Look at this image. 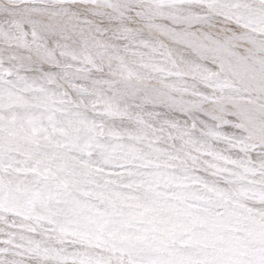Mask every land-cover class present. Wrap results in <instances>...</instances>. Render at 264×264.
<instances>
[{"label": "snow or ice", "instance_id": "6c2138e0", "mask_svg": "<svg viewBox=\"0 0 264 264\" xmlns=\"http://www.w3.org/2000/svg\"><path fill=\"white\" fill-rule=\"evenodd\" d=\"M0 264H264V0H0Z\"/></svg>", "mask_w": 264, "mask_h": 264}]
</instances>
